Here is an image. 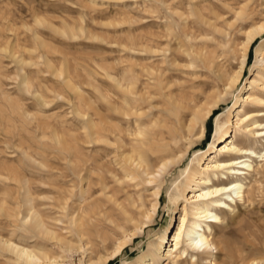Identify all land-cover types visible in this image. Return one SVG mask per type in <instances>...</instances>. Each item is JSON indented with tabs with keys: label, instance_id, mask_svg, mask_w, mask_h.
<instances>
[{
	"label": "bare ground",
	"instance_id": "6f19581e",
	"mask_svg": "<svg viewBox=\"0 0 264 264\" xmlns=\"http://www.w3.org/2000/svg\"><path fill=\"white\" fill-rule=\"evenodd\" d=\"M249 5L238 9L237 19L254 20ZM180 12L177 13L183 19L184 13ZM165 26L168 35L174 38L176 28L171 23ZM243 30L240 42L230 31L215 30L216 34V31L222 33L224 39L217 40L221 47L213 50L196 43L186 48L179 43V47L172 49L167 43L168 47L147 49L154 57L162 55L160 61L142 65L147 81L141 82L133 69L124 77L112 76V94L106 97L109 113L106 118H92L90 130V136L98 145L106 144V163L96 158L90 170L98 175L95 183L91 178L82 177V170L77 172L81 182L86 180V183L71 204L72 195L63 197L60 207L66 210L68 222L64 224L67 225L54 228L47 223L45 215L33 203L28 179L17 170L4 178L16 180L24 190L23 203L19 202L9 214L16 218V228L10 237L0 234V255L8 256L5 263L68 264L79 255V264H111L142 237L159 214L166 176L173 167L185 165L191 151L197 148L194 145L198 129L202 128L199 137L204 136L207 121L222 111L227 97L242 83L250 52L264 37V20ZM192 36L185 32L187 40ZM175 38L180 40V37ZM216 38L219 39L217 35ZM255 51L260 69L249 80L250 87H243L249 92L237 95L242 101L237 105L240 102L237 100L229 110L227 120L217 118L213 149L197 155L185 170L188 172L185 179L175 180L168 189L171 202L180 198L186 201L178 214L176 228L171 229V234L160 235L158 241L151 242L131 264H244L248 259L252 264L264 263V254L252 257V254L235 250L227 235L218 237L219 231L228 226V217L234 220L241 207L254 198L255 184L264 177V40ZM180 54L187 56L182 66L192 69L191 75L196 77L201 71L199 76L206 78L175 89L172 71L182 64ZM234 61L239 62V68L233 67ZM23 86L30 91L28 78L23 79ZM234 111L235 120L230 118ZM260 144L263 148L259 150ZM24 153L28 154L27 150ZM93 184L98 190H92ZM131 185L136 188L138 197L128 196L130 208L119 199L118 192ZM141 188L150 192L149 200L142 195ZM98 191L108 200L96 197ZM108 201H113L115 206L109 207ZM23 204L25 213L19 210ZM3 209L10 211L0 203V210ZM115 209L125 215L121 220L111 212ZM64 220L57 219L58 222ZM129 224H134L133 228L128 227ZM120 230L123 235L115 238L117 243L110 249L107 232L120 234ZM221 251L225 258L220 261Z\"/></svg>",
	"mask_w": 264,
	"mask_h": 264
},
{
	"label": "rangeland",
	"instance_id": "374dc122",
	"mask_svg": "<svg viewBox=\"0 0 264 264\" xmlns=\"http://www.w3.org/2000/svg\"><path fill=\"white\" fill-rule=\"evenodd\" d=\"M246 1L253 9V21L237 19L236 12ZM176 11L184 13L183 19ZM39 18L41 22L37 21ZM263 20L264 0H0V174L3 175L0 203L10 210L9 213L0 210V234L11 236L17 220L10 215L24 199L21 184L4 179L14 175V170L28 179L33 203L45 215L47 223L60 228L67 225L64 224L68 222L66 210L60 207L63 197L72 195L69 203L77 199L86 183V180L81 182L77 172L82 170V177L91 178L95 183L98 175L90 170L96 158L101 162L106 159V144L98 145L90 136V130L92 118H106L109 113L106 97L112 94V76L121 78L133 69L141 82L147 81L142 65L162 59V55L154 57L153 53H147V49L168 47L167 43L172 49L179 47V43L186 48L196 43L213 50L221 47L216 41L224 39V35L219 31L216 34L215 30L230 31L240 42L243 29ZM170 23L176 28L173 36L180 37L179 41L168 35L165 25ZM186 31L193 34L191 40L186 39ZM263 40L264 37L260 38L251 50L239 88L227 97L222 111L207 121L205 135L199 137L202 128L198 129L194 145L197 148L191 151L185 165L173 167L166 176L155 221L111 264H131L151 242L158 241L160 235L171 234V229L176 228L178 214L186 201L180 198L171 202L168 189L175 180L185 179L188 174L185 170L197 155L211 151L216 142L217 118L227 120L229 110L237 100L240 101L237 105L242 101L237 95L249 92L243 87H250L249 80L260 69L255 48ZM180 56L182 64L170 72L175 89L206 78L199 76L201 71L196 77L191 75L192 69L182 66L187 56ZM233 64L234 68H239L238 61ZM24 78L29 80L30 91L23 86ZM235 114L236 111L231 113L230 118L235 120ZM262 148L260 144L258 149ZM257 181L254 198L241 207L237 219L229 216L228 226L218 234L219 238L227 235L235 250L252 254V257L264 254V177ZM110 183L113 186L114 183ZM91 187L98 190L95 184ZM135 189L131 185L124 192H118L119 199L130 206L128 196L138 197ZM143 190L142 195L149 200L150 192ZM95 196L102 194L98 191ZM101 198L108 200L105 196ZM108 206H115L114 202H109ZM19 210L25 213L24 204ZM111 212L118 220L125 216L120 209ZM58 218L65 220L58 222ZM133 225L128 227L133 228ZM120 231V234L107 232L110 249L117 243L115 238L123 235ZM220 255L221 261L225 258L224 252ZM7 257L0 255V264H6ZM79 260L77 255L75 261L68 264H79ZM249 263L252 261L248 259L244 264Z\"/></svg>",
	"mask_w": 264,
	"mask_h": 264
}]
</instances>
